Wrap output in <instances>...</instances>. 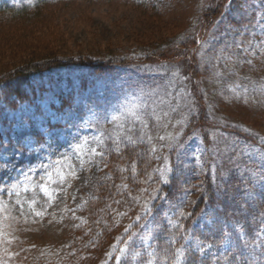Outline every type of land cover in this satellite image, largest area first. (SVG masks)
Returning a JSON list of instances; mask_svg holds the SVG:
<instances>
[{
	"label": "rangeland",
	"instance_id": "obj_1",
	"mask_svg": "<svg viewBox=\"0 0 264 264\" xmlns=\"http://www.w3.org/2000/svg\"><path fill=\"white\" fill-rule=\"evenodd\" d=\"M30 2L42 8L35 39L58 40L61 58L140 64L63 67L30 81V103L0 106V264H157L148 227L120 246L144 211L108 164L125 146L158 161L155 179L186 187L166 225L188 215L222 162L264 183V0H224L203 28L212 0H0ZM192 115L211 145L186 132ZM229 239L214 251L189 237L184 251L216 256Z\"/></svg>",
	"mask_w": 264,
	"mask_h": 264
},
{
	"label": "trees",
	"instance_id": "obj_2",
	"mask_svg": "<svg viewBox=\"0 0 264 264\" xmlns=\"http://www.w3.org/2000/svg\"><path fill=\"white\" fill-rule=\"evenodd\" d=\"M216 1L214 3L212 0V9L201 19L202 28L209 25L210 16L220 10L224 0ZM31 3L19 6L0 4L1 60L5 58L3 56L6 51L12 54L6 71L0 73V106L13 109L17 105L30 103L31 93H28L30 81L53 70L67 66L81 67L101 75L114 71L118 65L137 63V61L96 62L83 57L61 58L55 47V44H59L58 40L55 43L52 40L39 42L35 39L36 32L33 28L38 25L35 21L39 18L38 12L42 8L40 4ZM152 17H157V14H153ZM2 27L8 30L16 27V31L12 30V33L7 34L1 31ZM188 49L186 45L183 49L184 54L188 53ZM191 75L194 80L193 72ZM200 119L201 115H192L186 132L191 135L196 131L209 146L211 141L202 129L205 126L201 124ZM128 148L125 146L124 150L122 149L125 160L118 164L112 161L108 164L113 170L115 182L129 184L121 185L125 194H130V189L140 192L137 195L138 206H142L144 211L140 214L141 220L129 231V235L121 238L120 246L128 245L133 235H130L131 233L134 231L139 233L143 228L148 227L154 232L155 237L153 246L148 249L152 252L157 264H264V245L259 224L262 221L264 223V183H260V176L256 177V180L247 178L240 168L236 173L230 165L222 162V166L216 168L213 175H205L201 191L191 210L188 211L187 216L175 217L176 226L174 227L171 224H163V222L166 223L163 210L167 205L180 201L182 194L186 192V187L179 184L175 176H172L167 184L161 183L158 176L155 179L153 175L159 173V170H154L153 166L158 164V161L148 154L144 157H137L134 155L135 152L130 154ZM123 166L124 169L120 170ZM136 168L140 170L138 175L135 174ZM206 215L210 216V221L197 227L196 224L199 221L209 219ZM90 227H92L90 224H86L81 232L85 233ZM180 229L185 233L183 238L179 237ZM189 237L196 238L214 251L222 248L228 237L230 239L227 250H223L216 256L208 253L203 257L200 253L184 251ZM180 251L181 255L178 256ZM142 254L145 257L144 251ZM115 259L107 264H117Z\"/></svg>",
	"mask_w": 264,
	"mask_h": 264
},
{
	"label": "snow or ice",
	"instance_id": "obj_3",
	"mask_svg": "<svg viewBox=\"0 0 264 264\" xmlns=\"http://www.w3.org/2000/svg\"><path fill=\"white\" fill-rule=\"evenodd\" d=\"M113 119H116L115 117ZM164 182H167L166 180ZM41 190L44 191L45 193H47V188L46 187H41Z\"/></svg>",
	"mask_w": 264,
	"mask_h": 264
}]
</instances>
